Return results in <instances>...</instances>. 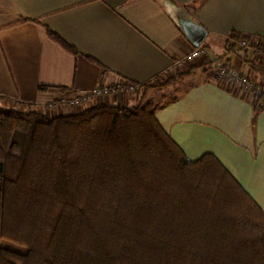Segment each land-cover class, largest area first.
Wrapping results in <instances>:
<instances>
[{
  "label": "trees",
  "instance_id": "16d2710c",
  "mask_svg": "<svg viewBox=\"0 0 264 264\" xmlns=\"http://www.w3.org/2000/svg\"><path fill=\"white\" fill-rule=\"evenodd\" d=\"M157 108L142 95L58 117L0 110V242L26 248L0 246V264H264L262 208L215 156L188 160Z\"/></svg>",
  "mask_w": 264,
  "mask_h": 264
},
{
  "label": "crops",
  "instance_id": "0c3cea01",
  "mask_svg": "<svg viewBox=\"0 0 264 264\" xmlns=\"http://www.w3.org/2000/svg\"><path fill=\"white\" fill-rule=\"evenodd\" d=\"M164 1L0 0V102L58 117L73 113L66 102L78 93L103 86L116 91L84 102L80 112L100 104L132 107L156 91L152 86L161 90L167 80L191 72L160 98L157 120L188 160L215 156L264 212V103L256 113L255 93L216 81L214 70L205 71L235 63L262 88L264 52L255 49L242 59L239 52L227 55L225 42L236 32L257 43L260 38L264 46V0H174L208 37L207 54L172 76L167 73L175 61L194 48ZM47 28L79 56L50 38ZM214 45L222 56L210 57ZM187 77L192 80L182 85ZM126 81L146 84V90L129 92ZM11 106L4 108L17 110Z\"/></svg>",
  "mask_w": 264,
  "mask_h": 264
},
{
  "label": "built area",
  "instance_id": "2783aa9c",
  "mask_svg": "<svg viewBox=\"0 0 264 264\" xmlns=\"http://www.w3.org/2000/svg\"><path fill=\"white\" fill-rule=\"evenodd\" d=\"M253 44L257 45L258 43L254 42ZM253 44L247 39H241V41L239 42V49L251 50L253 49ZM206 54V49L202 46L193 49L190 53L186 54L181 59L175 61L173 68L168 71L167 75L172 76L177 70L195 64ZM213 70L214 71H212V76L215 78L216 81L231 82L233 84V87L243 88L246 93H254V89L260 88H255L252 84V80L250 79L249 75L242 74L235 63L217 66ZM125 89L129 92L138 93L140 91V85L130 84L125 86ZM115 91V88L98 86L90 91H82L78 93L76 97L68 100L66 104L69 106V108L78 110L84 102L92 98L107 97Z\"/></svg>",
  "mask_w": 264,
  "mask_h": 264
},
{
  "label": "water",
  "instance_id": "95a60500",
  "mask_svg": "<svg viewBox=\"0 0 264 264\" xmlns=\"http://www.w3.org/2000/svg\"><path fill=\"white\" fill-rule=\"evenodd\" d=\"M164 6L181 33L196 49L202 46L208 37V31L198 23L186 7L179 6L171 0H165Z\"/></svg>",
  "mask_w": 264,
  "mask_h": 264
},
{
  "label": "rangeland",
  "instance_id": "374dc122",
  "mask_svg": "<svg viewBox=\"0 0 264 264\" xmlns=\"http://www.w3.org/2000/svg\"><path fill=\"white\" fill-rule=\"evenodd\" d=\"M246 50L247 49H238L237 53L239 52V57H242V59H244L246 54H247V52H250V51L252 52L251 53V57L253 56V54H254L253 52L255 51L254 48L251 49V50H247V51ZM252 50H254V51H252ZM222 53H223V50L220 47L214 45V46L211 47L210 57H212V58L220 57V56H222ZM244 65H245V62H243L242 66H244ZM206 69H208V68H206ZM263 74H264V72H263ZM191 80L192 79L190 77L185 78L182 81V85L183 84L185 85V84L189 83ZM152 87L156 88V91L151 92L148 95V97H151V98L155 99L157 101V103L155 102L156 105L158 104L160 98L163 97V95L172 94L174 92V90H175V87L172 86V85H169V86H167V87H165V88H163L161 90L159 89L160 87H158V86H152ZM262 89H264V85H262ZM148 97H146V98L148 99ZM0 104H4L2 106L0 105V110H6V108H4V107H6V104H7V105H12L11 107L13 109H17L21 113H29V112H33V111H38V110H36L35 108H32V107H24V108L20 109L18 106H15V104L9 103L7 101H1ZM7 110H11V109H7ZM0 246H6V247L12 248L14 250H17L19 252H25L26 251V248H24V247H21V246L12 244V243H8V242H5V241L0 242Z\"/></svg>",
  "mask_w": 264,
  "mask_h": 264
}]
</instances>
